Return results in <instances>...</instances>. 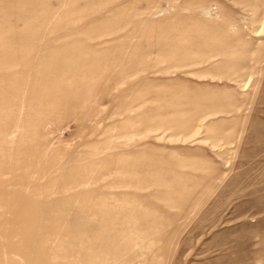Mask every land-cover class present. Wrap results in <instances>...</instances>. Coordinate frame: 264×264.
<instances>
[{"label":"rangeland","instance_id":"rangeland-1","mask_svg":"<svg viewBox=\"0 0 264 264\" xmlns=\"http://www.w3.org/2000/svg\"><path fill=\"white\" fill-rule=\"evenodd\" d=\"M0 264H264V0H0Z\"/></svg>","mask_w":264,"mask_h":264},{"label":"bare ground","instance_id":"bare-ground-1","mask_svg":"<svg viewBox=\"0 0 264 264\" xmlns=\"http://www.w3.org/2000/svg\"><path fill=\"white\" fill-rule=\"evenodd\" d=\"M202 129V128H201ZM199 131H200V128H199Z\"/></svg>","mask_w":264,"mask_h":264}]
</instances>
